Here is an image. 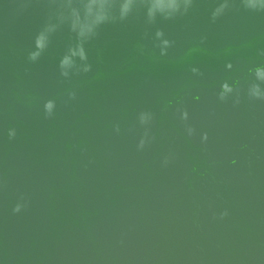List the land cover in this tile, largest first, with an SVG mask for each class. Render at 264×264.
<instances>
[{
  "label": "water",
  "instance_id": "1",
  "mask_svg": "<svg viewBox=\"0 0 264 264\" xmlns=\"http://www.w3.org/2000/svg\"><path fill=\"white\" fill-rule=\"evenodd\" d=\"M0 264H264V0H0Z\"/></svg>",
  "mask_w": 264,
  "mask_h": 264
},
{
  "label": "clouds",
  "instance_id": "2",
  "mask_svg": "<svg viewBox=\"0 0 264 264\" xmlns=\"http://www.w3.org/2000/svg\"><path fill=\"white\" fill-rule=\"evenodd\" d=\"M35 43H36V46H37L38 48L43 47V44H42V40H41V39H37V40L35 41ZM36 55H37V53H33V54H32V58H35ZM45 106L48 107V105H45Z\"/></svg>",
  "mask_w": 264,
  "mask_h": 264
}]
</instances>
